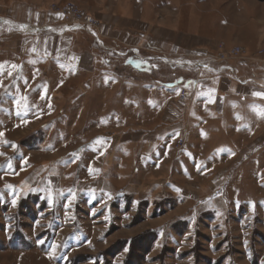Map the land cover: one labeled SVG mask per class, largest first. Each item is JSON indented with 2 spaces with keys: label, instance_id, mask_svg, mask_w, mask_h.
<instances>
[{
  "label": "rangeland",
  "instance_id": "374dc122",
  "mask_svg": "<svg viewBox=\"0 0 264 264\" xmlns=\"http://www.w3.org/2000/svg\"><path fill=\"white\" fill-rule=\"evenodd\" d=\"M98 1L35 0L34 23L0 6L30 23L0 24V264H264V5ZM134 19L172 24L165 46L146 50ZM77 185L109 191L106 208ZM209 200L241 204L222 209L227 229ZM164 224L185 240L179 262L152 248Z\"/></svg>",
  "mask_w": 264,
  "mask_h": 264
},
{
  "label": "crops",
  "instance_id": "0c3cea01",
  "mask_svg": "<svg viewBox=\"0 0 264 264\" xmlns=\"http://www.w3.org/2000/svg\"><path fill=\"white\" fill-rule=\"evenodd\" d=\"M12 0H3V2L4 3H2V4H4V5H0L1 6V10L3 9H5V8H9V7H11V9H9L8 10V12H10L11 14H13L15 17H17V18H27L28 20H30V21H32L33 23L35 22V21H40V19H41V16L39 15L40 13H38L36 10L37 9H39L37 6H34V2H35V0H27V1H29L28 3H32V4H30V6H19V4H15V5H12V6H8V5H5L6 3H8V2H11ZM31 1V2H30ZM78 2H80L81 3V1L82 0H77ZM95 1V0H94ZM97 2V6L94 8V9H96V8H100V9H102L103 8V6H105V5H103V4H101V2L100 1H98V0H96ZM249 1V3H250V7H258L259 8V4H261L262 2H259L258 0H248ZM263 5H264V3H262ZM93 5H94V3H93ZM92 7V6H91ZM116 10L118 11V12H120V10H121V12L124 14L125 12L123 11V8L122 9H120V8H116ZM259 10H261L260 8H259ZM22 11V13H19V12H21ZM117 11H113L114 13L115 12H117ZM112 12V10H111V12L110 13H113ZM113 13V14H114ZM107 17H109V18H107V22L108 23H112V17H114L113 15H107ZM0 18H2V20H4V21H2V22H0V24L2 25V27L3 28H8V29H11V31L13 32V34H17V35H19L20 33L19 32H17V31H15L16 29L13 27V26H11L10 24H9V21H11V22H16V23H27V24H30V23H28V22H25V21H18L17 19H15V18H13V17H7V16H1L0 15ZM6 20H8V21H6ZM135 20V19H134ZM133 20H132V18L131 19H127V18H123V21H122V25H124V24H129V23H131ZM134 22H137V23H139L138 25L136 24H134V25H129L128 27L129 28H135V29H137V30H139V31H135V33H139L140 35V37L139 38H137L138 40H140L141 42H142V44H143V46L146 48V50H148V49H157V50H160L159 48H161L162 49V47H164L165 46V43H164V41H163V39H165L164 37H165V35H164V31H166V29L165 28H170L169 26H172V24H170V23H165L166 25L165 26H162V25H157V24H155V23H153L152 21V23L151 22H147V20L145 21V19L144 20H142V19H139V20H135ZM33 23H31V25L33 24ZM133 23V22H132ZM142 23V24H141ZM164 24V23H163ZM157 25V26H156ZM32 26H34V27H37V28H45L44 26H48L47 24H45V25H32ZM54 27V26H53ZM125 27V26H124ZM176 28H179L177 25L175 26ZM145 28H159V32L158 33H156L155 34V36H153V37H151V38H149V37H146L145 36V33H147V32H149V30L148 29H145ZM172 28H174L173 26H172ZM144 33V34H143ZM163 38V39H162ZM99 39L101 40V37H99ZM130 48H134V49H139V48H135V47H130ZM130 50V49H129ZM106 64H108L109 63V61L108 60H106ZM131 63V62H130ZM133 64H137V62H132ZM138 65V64H137ZM250 72H253V70L252 69H250ZM173 95V94H172ZM214 104H216V103H214ZM158 109V108H157ZM175 131H172V133H177L178 131H176V129H174ZM170 134H171V132H170ZM103 139H105L106 141H108V143H110V139L109 138H107V137H104V136H101ZM166 140V139H165ZM164 140V141H165ZM162 144H163V141H162ZM105 148V147H104ZM158 150L159 149H157V150H155V152L154 153H156V152H158ZM162 150L164 151V150H166V149H164V148H162ZM98 154H100V153H95V155H98ZM161 158H160V162L161 161H165L166 160V158H164V156L165 155H167V153H163L162 151H161ZM151 155L148 157V162L151 164V165H156L157 167H159L158 166V164L157 163H154L152 160H151ZM203 165V164H202ZM64 166V165H63ZM201 167V166H200ZM203 168H205V165H203ZM207 168H208V166H207ZM84 170H86V172L87 173H89V174H92V175H95V173H97V172H99V170L98 169H91L90 171L89 170H87V169H84ZM20 189H21V194L23 195V189H22V187H20ZM52 190V189H51ZM76 190H78V191H80V193H82V194H84L86 197H92L93 199H95V203L91 206V208H90V211H92V212H94V213H100V212H102L105 208H106V206H107V204H104V205H98L97 204V201H101L102 202V200L103 199H106V198H108V199H111V197L109 198V196L108 195H106L105 193H110L109 191H107V190H98V189H96V188H87V187H83V188H79L78 187V185H77V188H76ZM178 190V189H177ZM69 191H71V190H69ZM74 190H72L71 191V194H70V192H68V195H72V197L73 198H75V200H74V202L76 201V199L78 198V196L77 195H74L75 193L73 192ZM119 194H121V193H118V195ZM122 195V194H121ZM120 195V196H121ZM50 197L52 198V196L50 195ZM112 198H114V194H113V197ZM66 200L67 199H63V200H59L60 201V204H59V207L56 209V211L58 212V210H60V212L59 213H55V224L56 225H59L60 226V223H62V225H64V222H66L65 221V218H64V216H63V210H64V207L65 206H63L65 203H66ZM120 200V199H119ZM250 202L252 201H254V200H249ZM256 201V200H255ZM256 202H259L258 200L256 201ZM208 203H211V204H209V208H219V209H228V210H231V209H234V207L235 208H237V207H239L241 204L239 203V202H237V201H231V202H228V200H222L221 202L219 201V204H217V201H216V204H214L215 203V201H214V203L213 202H211V200H209V202ZM207 203V204H208ZM241 203L242 204H245L243 201H241ZM260 203V202H259ZM214 204V205H213ZM247 204H249V203H247ZM75 206H76V203L74 204V210H76V208H75ZM108 208L109 207H107V209H106V211L108 212ZM227 211V210H226ZM222 212H223V214L222 215H220L221 216V218H217V219H215L214 221H220V223H222V224H224L225 226H224V229L226 228L227 229V225H226V220H225V218H223V216H224V214L226 213L225 211H223L222 210ZM70 213V212H69ZM73 215H75V213L73 214ZM50 217H53V216H50ZM103 219H107V220H110V218L109 217H104ZM127 220H130L131 219V217L129 216L128 218H126ZM106 221V220H105ZM70 222V221H69ZM240 222H242V221H240L239 220V223ZM112 223V220L111 221H109L108 223H105V224H107V225H110ZM73 224H77L78 225V223H73ZM165 227H167L166 226V224H164V225H162V226H159V227H157V228H155V231H154V233H155V239H154V244H153V246H152V248L153 249H159V250H164V248L166 247V246H168V245H170V244H172V245H174V259L177 261V262H179L180 260H182L181 258H182V247L184 246L181 242H185V240H183V241H180V240H178L177 238H176V236H175V234L173 235V234H170V233H168V234H165V233H163V232H165ZM76 229V228H75ZM249 229H251V228H249ZM79 230L80 231H82L81 229H79V228H77L76 229V231H73L72 233H70V234H67V237H69V235L70 236H72V235H74V237L73 238H71L72 240H77V241H75V244L76 245H78L79 244V240H80V238H79V236H78V234H79ZM225 234V233H224ZM83 235H84V233H83ZM85 235H86V233H85ZM226 235V234H225ZM83 237V236H82ZM85 237V236H84ZM70 239V240H71ZM84 239V238H83ZM130 241V240H129ZM130 243V242H129ZM243 245L245 246V245H247L246 243H243ZM247 249H249V247L247 248ZM252 250V249H251ZM189 258V257H188ZM148 261H150L149 260V255H147L146 256V258H145V262L147 263Z\"/></svg>",
  "mask_w": 264,
  "mask_h": 264
},
{
  "label": "built area",
  "instance_id": "2783aa9c",
  "mask_svg": "<svg viewBox=\"0 0 264 264\" xmlns=\"http://www.w3.org/2000/svg\"><path fill=\"white\" fill-rule=\"evenodd\" d=\"M74 9H76L77 10V8L74 6V5H72V4H69L68 6H66V8H65V12L67 13V12H69L70 10H74ZM88 19H90V20H88ZM87 19V21L85 22V24H83L82 22H77L78 23V25L75 27V28H80V29H83V30H91L90 29V27L91 26H93L94 24H97L93 19H91V18H88ZM203 62H205V63H208L205 67L206 68H212L213 67V61H211V60H206V61H203ZM201 63H199V65H200Z\"/></svg>",
  "mask_w": 264,
  "mask_h": 264
},
{
  "label": "snow or ice",
  "instance_id": "6c2138e0",
  "mask_svg": "<svg viewBox=\"0 0 264 264\" xmlns=\"http://www.w3.org/2000/svg\"><path fill=\"white\" fill-rule=\"evenodd\" d=\"M12 67L16 68L17 66L16 65H12ZM253 95L256 96V97L264 98V92H254ZM260 114L264 115V112H261ZM9 166H11V165H9Z\"/></svg>",
  "mask_w": 264,
  "mask_h": 264
},
{
  "label": "trees",
  "instance_id": "16d2710c",
  "mask_svg": "<svg viewBox=\"0 0 264 264\" xmlns=\"http://www.w3.org/2000/svg\"><path fill=\"white\" fill-rule=\"evenodd\" d=\"M259 2H262V3H264V0H258ZM140 250V252L141 251H144V252H148V246H145V247H143L142 249H139ZM131 256H132V251H131V254H130ZM130 256V257H131ZM145 260V259H144Z\"/></svg>",
  "mask_w": 264,
  "mask_h": 264
},
{
  "label": "bare ground",
  "instance_id": "6f19581e",
  "mask_svg": "<svg viewBox=\"0 0 264 264\" xmlns=\"http://www.w3.org/2000/svg\"><path fill=\"white\" fill-rule=\"evenodd\" d=\"M3 29V28H2Z\"/></svg>",
  "mask_w": 264,
  "mask_h": 264
}]
</instances>
